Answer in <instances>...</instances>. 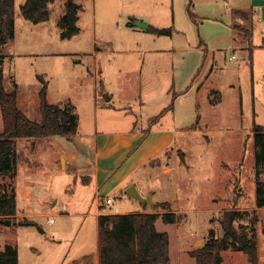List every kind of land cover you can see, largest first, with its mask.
Returning a JSON list of instances; mask_svg holds the SVG:
<instances>
[{"label": "rangeland", "instance_id": "rangeland-1", "mask_svg": "<svg viewBox=\"0 0 264 264\" xmlns=\"http://www.w3.org/2000/svg\"><path fill=\"white\" fill-rule=\"evenodd\" d=\"M64 1L50 5L49 21L34 23L22 15L25 0H16L15 36L2 51L0 72L6 91L17 88L18 107L35 121L42 120L43 88L50 104L73 106L79 118L78 143L95 130V96L105 101L112 94L115 103L129 102L138 113L143 97L138 85L144 49L132 50L139 37L123 29L124 20L116 6L104 14L100 0H95L89 11L92 16L96 8L95 25L76 37L63 39L57 18ZM178 5L176 23L171 22L173 33L154 37L155 45L171 42L177 49L175 63L181 71L176 82L180 84L189 73L186 81L191 86L188 93L177 97L176 110L155 126L180 128L171 136L170 144L153 128L144 143L155 157L139 166L129 179H134L143 196L151 193L155 202L166 203L180 217L175 223L157 220L158 230L170 237L171 264H196L189 252L203 246L211 230L221 237L222 213L234 207L242 210L235 225L250 237L256 231L259 264H264V207H256L257 185L264 189V166L256 163L253 135L254 123L264 126V53L254 62L250 54L248 57L234 47L236 40L223 0L215 6L184 0L182 11ZM214 15H219L220 21L213 19ZM254 17L251 9L233 10L232 23L244 44L251 38ZM94 26L95 31L91 30ZM180 28L182 32L177 31ZM94 39L99 44L95 45ZM94 51L99 54L93 55ZM71 139L54 136L36 143L26 138L17 141V209L32 223L21 224L25 217H16L10 225L0 223V251L7 244L17 246L19 264H90L83 258L97 248L94 193L78 177L90 170L79 171L65 157L59 159L74 146ZM10 181L0 173V188ZM101 196L105 203L108 196L113 200V204H105L109 213L143 208L139 200L124 190L110 189L108 183ZM63 203L69 210L63 209ZM155 206L147 203L144 207L155 210ZM85 213L91 214L85 217ZM221 254L222 264H252L238 249L228 248ZM90 258L94 264L93 256Z\"/></svg>", "mask_w": 264, "mask_h": 264}, {"label": "crops", "instance_id": "crops-1", "mask_svg": "<svg viewBox=\"0 0 264 264\" xmlns=\"http://www.w3.org/2000/svg\"><path fill=\"white\" fill-rule=\"evenodd\" d=\"M184 0H100V7L102 12L108 15L112 8L117 7L120 10L121 21L124 20L123 29L130 33L133 37H139L140 41L135 42V48L144 49V62L141 67V77L139 82V92L143 95L139 102L138 113L132 108L130 103L117 104L113 101L114 95L110 94L109 100L99 101L98 96H95L93 102V116L95 130L92 135H88L82 142L76 143L77 134L72 140L74 146L61 153L59 159L64 157L70 161L71 166L79 171L90 170L87 175L78 176L82 178V184L93 190L94 196V212L92 215L96 221V239L97 248L92 252L94 264H100L98 235H99V216L100 214L109 213L105 207V200L102 198V189L108 183L110 189L125 191L130 184L134 183L131 175L142 164L150 161L155 157L152 151H147L145 141L149 132L153 128L161 131L160 135L165 136L167 143H172L171 136L177 135L179 126H155L161 124L162 119L172 111L176 110L177 97L180 93L189 92V83L186 81L187 75L181 79L180 84L176 82L179 73V68L176 66L177 49L170 45H155L157 41L154 37L161 35L149 32L138 25L139 21H143L149 25L158 28L172 27V20L176 23V9L182 11V2ZM221 0H196L197 5L207 4L215 6ZM83 9L79 14L78 24L80 26V33L88 31L90 25L96 22V8L94 14L91 16L90 8L94 5L95 0H79ZM89 5V6H88ZM224 12L230 17V26L233 28V37L236 40V49H241L246 55L250 54V58L257 60L258 54L264 53V0H223ZM236 9H251L254 14L252 25L251 38L247 44L240 42L237 27L233 26V10ZM201 11V9L199 8ZM203 14V13H202ZM221 14V13H219ZM172 16V17H171ZM219 15H214L213 19H218ZM108 19V18H105ZM194 19V18H193ZM222 20V19H221ZM103 22V19L101 20ZM220 21V19H218ZM128 22H132L131 25ZM170 25V26H169ZM95 31V26L91 28ZM183 29H177L182 32ZM174 31V29H173ZM239 35V36H238ZM74 36V37H76ZM167 36V35H166ZM134 40V39H133ZM95 45L99 44L96 39L93 42ZM102 47L105 45L101 42ZM111 51V47H107ZM101 50V47L99 48ZM101 53V52H100ZM99 54L94 51L93 55ZM207 57V56H206ZM183 68V67H181ZM180 68V69H181ZM188 69V67H186ZM181 73V71H180ZM186 74V73H185ZM196 75L195 79L198 78ZM173 86L175 90L173 89ZM186 88V89H184ZM184 89V90H183ZM174 90V91H173ZM179 90V91H178ZM174 94L175 97H174ZM108 95V93H105ZM150 97V99L147 98ZM173 105L171 106V104ZM162 114L156 122L153 119ZM190 127V124L185 126ZM164 128V129H163ZM30 140V139H28ZM19 141V139L17 140ZM33 143H36L33 142ZM16 169V176L18 174ZM16 182V179H14ZM130 182V183H129ZM16 184V183H15ZM16 191V185H15ZM29 190L26 191V193ZM109 197V196H108ZM107 197V198H108ZM72 197L68 201H72ZM57 201L54 202L56 204ZM160 203V202H159ZM66 210H69V206ZM135 209L134 211H115V213H130V212H153L151 208ZM18 211V209H17ZM91 213H85L88 217ZM18 217H27L21 213H17ZM162 219V218H160ZM159 220V219H158ZM158 225V221L156 223ZM171 243V241H170ZM89 254L85 255L88 256ZM84 256V257H85ZM74 262V261H73ZM72 262V263H73ZM171 264V261H170Z\"/></svg>", "mask_w": 264, "mask_h": 264}, {"label": "trees", "instance_id": "trees-1", "mask_svg": "<svg viewBox=\"0 0 264 264\" xmlns=\"http://www.w3.org/2000/svg\"><path fill=\"white\" fill-rule=\"evenodd\" d=\"M56 0H25L21 5L22 15L34 23L47 22L52 17L50 5ZM15 2L16 0H0V63L5 45L14 39L15 33ZM83 9L79 0H65L63 10L57 18V26L63 39H71L80 33L79 14ZM191 18L195 14L189 9ZM129 25L132 22H128ZM147 30L157 35H171L172 27L158 28L149 25ZM4 77L0 72V108L3 120V130L0 132V173L11 180L0 188V223L3 220H14L17 216V199L14 179L20 162L17 150L18 139H38L64 136L71 139L78 132V115L73 106L50 104L47 91H40L41 121L28 117L17 104V88L8 92L4 87ZM17 86V84H15ZM176 94H174L175 97ZM220 99V96L218 98ZM214 99L212 102H214ZM173 103L171 104V106ZM153 119L159 120L160 116ZM254 141L257 147L255 160L264 166V126L253 125ZM256 207H264V189L256 188ZM153 212L104 213L99 216L98 247L100 264H170V237L168 232L159 231L157 220L162 218L165 223H175L180 217L169 210L166 203H158ZM242 215L238 207L226 209L220 218L223 229L221 237L210 231L209 238L199 248L191 250L190 255L196 264H222V251L234 248L245 252L252 264H259L258 249L255 243L256 231L250 237L242 232L235 221ZM21 224H31L27 218L20 220ZM91 255L83 261L91 264ZM81 262L74 261L73 264ZM0 264H19L18 247L7 244L0 251Z\"/></svg>", "mask_w": 264, "mask_h": 264}, {"label": "water", "instance_id": "water-1", "mask_svg": "<svg viewBox=\"0 0 264 264\" xmlns=\"http://www.w3.org/2000/svg\"><path fill=\"white\" fill-rule=\"evenodd\" d=\"M138 25L140 27H142L143 29H147L148 24L143 22V21H139ZM1 71V68H0ZM107 100L110 99V97H106ZM126 194H128L130 197L139 200L142 205H146L147 203H150L152 206H155L158 204V202H155L153 200V195L150 193L147 196H143L139 190L137 189V186L135 183H132L126 190H125ZM3 223L10 225L12 223V220L7 219V220H3ZM41 231H43V229L41 228Z\"/></svg>", "mask_w": 264, "mask_h": 264}, {"label": "built area", "instance_id": "built-area-1", "mask_svg": "<svg viewBox=\"0 0 264 264\" xmlns=\"http://www.w3.org/2000/svg\"><path fill=\"white\" fill-rule=\"evenodd\" d=\"M106 203H107V204H113V200H112V198L108 197V198L106 199ZM63 209L66 210V209H67L66 206H63Z\"/></svg>", "mask_w": 264, "mask_h": 264}]
</instances>
